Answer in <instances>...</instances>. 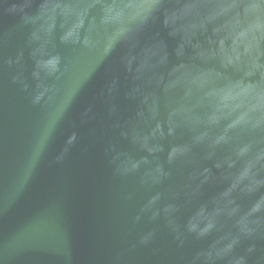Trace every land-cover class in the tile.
Returning a JSON list of instances; mask_svg holds the SVG:
<instances>
[{
  "label": "water",
  "instance_id": "obj_1",
  "mask_svg": "<svg viewBox=\"0 0 264 264\" xmlns=\"http://www.w3.org/2000/svg\"><path fill=\"white\" fill-rule=\"evenodd\" d=\"M0 264H264V0H0Z\"/></svg>",
  "mask_w": 264,
  "mask_h": 264
}]
</instances>
